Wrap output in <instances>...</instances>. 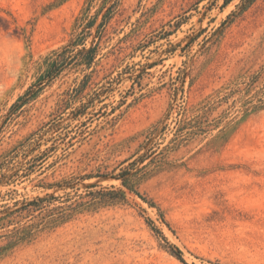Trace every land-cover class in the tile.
<instances>
[{
  "label": "rangeland",
  "instance_id": "1",
  "mask_svg": "<svg viewBox=\"0 0 264 264\" xmlns=\"http://www.w3.org/2000/svg\"><path fill=\"white\" fill-rule=\"evenodd\" d=\"M147 219L264 264V0H0V264H183Z\"/></svg>",
  "mask_w": 264,
  "mask_h": 264
},
{
  "label": "trees",
  "instance_id": "2",
  "mask_svg": "<svg viewBox=\"0 0 264 264\" xmlns=\"http://www.w3.org/2000/svg\"><path fill=\"white\" fill-rule=\"evenodd\" d=\"M85 11V10H84ZM84 13V12H83ZM77 25H76V29L77 27L79 28L81 25H82V20H81V17L77 20ZM83 30V29H82ZM82 30L80 32H78L73 40L71 41L73 44L75 45H78V42H80V40L78 39L79 36H80V33L82 32ZM89 53H92V49H89L88 51H86V54H87V58H88V55H90ZM86 58V59H87ZM91 58L89 59V61H85V65H90L91 63ZM212 105V102L208 101L207 103H205L201 110L205 109L206 107ZM202 117V116H201ZM201 120V118H200ZM128 175V173H123V175L120 176V178H125L126 176ZM126 182H127V179L126 180H123V183L124 186H126ZM128 190L134 192L132 189H129L128 187H126ZM137 196H139L144 202H147L148 206L149 207H154V204L150 201H145L146 199L142 198L138 193H135ZM112 196V197H111ZM108 199L111 200V201H120V200H124V193H117V192H111L108 194ZM106 199V200H108ZM56 198L55 197H50V198H47V199H36L35 201H31V202H28L27 204H25L22 208H30V207H33L34 209H42L41 205L42 203L44 202H50V201H55ZM84 203H79L78 204V207H81V206H84L83 205ZM68 217L62 213L61 215H58V216H55V217H51L49 218L47 222V224L49 223H53V224H57V222H62L63 220H66ZM45 222V223H46ZM164 222V221H163ZM147 224L151 227L152 231L155 232V234L161 238V240L164 242L165 244V248L168 250L169 254L174 256L177 260H179L181 263L185 264L184 260H183V255H182V252L173 244L169 243L166 238L162 235V233L160 232V230L155 227V225L153 224L152 221H150L149 219H147Z\"/></svg>",
  "mask_w": 264,
  "mask_h": 264
}]
</instances>
